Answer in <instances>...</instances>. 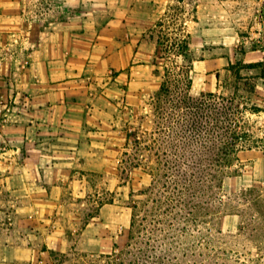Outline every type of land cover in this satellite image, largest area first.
<instances>
[{"label": "crops", "instance_id": "0c3cea01", "mask_svg": "<svg viewBox=\"0 0 264 264\" xmlns=\"http://www.w3.org/2000/svg\"><path fill=\"white\" fill-rule=\"evenodd\" d=\"M159 1L62 0L65 14L46 25L0 0V264L107 257L126 243L129 192L149 176L129 168L121 178L125 128L156 89L148 34ZM193 22L196 93L217 90L229 64L264 70V0H194ZM238 157L227 190L264 186V144ZM224 216L238 221L218 220L221 232L240 230L237 213Z\"/></svg>", "mask_w": 264, "mask_h": 264}, {"label": "trees", "instance_id": "16d2710c", "mask_svg": "<svg viewBox=\"0 0 264 264\" xmlns=\"http://www.w3.org/2000/svg\"><path fill=\"white\" fill-rule=\"evenodd\" d=\"M158 26H163V20ZM179 30L173 36L158 35L153 65L154 74L160 76L159 86L144 100L147 111L125 128L121 178L124 181L128 178L127 169L141 168L148 174L149 183L129 192L131 221L127 241L121 248L132 247L138 237L150 241L151 233L160 242L188 240L187 216L197 210H211L213 206L218 210L217 218L235 212L240 217V228L244 227L243 215L248 212L225 208V199L231 193L224 185L227 178L241 173L243 164L238 152L259 146L260 138L255 139L251 131L248 113L258 114L262 109L250 105V97L241 92L254 93V86L246 83L250 76L242 72L250 66L239 61L229 64L224 72L233 81L231 92L218 90V84L216 91L194 94L193 66L203 56H197L191 49L190 34ZM157 59L164 63L161 69ZM216 76L220 81V73ZM261 77L264 78V72ZM138 196L142 198L135 200ZM104 201L111 198L98 204ZM150 210L155 218L148 221ZM174 210L185 211L181 214L184 226L177 230L159 218L172 215ZM142 212L146 215L140 216ZM216 232L218 237L224 234L218 228ZM146 234L147 239L143 236ZM194 236L189 238L198 240ZM126 253L132 256L133 251Z\"/></svg>", "mask_w": 264, "mask_h": 264}, {"label": "rangeland", "instance_id": "374dc122", "mask_svg": "<svg viewBox=\"0 0 264 264\" xmlns=\"http://www.w3.org/2000/svg\"><path fill=\"white\" fill-rule=\"evenodd\" d=\"M16 1L24 7L25 17L23 18L32 23L38 21L47 25L50 19L61 18L65 14L62 8L59 7L62 0ZM164 4V0L159 1L158 5L160 6L156 7V13L160 15L148 34L154 41L155 48L158 35L168 34L173 36L174 32L178 33L180 31L179 28H182V33L194 34L196 28V24L193 22L194 0H167L165 11H162ZM160 20H163V26H158ZM191 42L192 44L196 43L193 36ZM195 54L202 56L198 52ZM157 64L161 69L164 63L157 59ZM242 72L250 76L246 83L254 86V93L241 92L250 97V105L254 104L262 109L258 114L248 113L251 131L254 133L255 139L260 138L258 142L260 146L264 144V81L259 77L263 75L264 70H243ZM226 74L229 73L221 72L218 90L231 92L230 84L233 81ZM199 77L194 75V88L192 90L194 94H197V88L200 84ZM159 83L160 76L155 74V88L159 86ZM145 111H147L146 102L142 103L131 121L134 119L136 121L137 116ZM225 189L231 193L230 198L225 199L227 202L225 208L248 211L243 215L244 227H241L238 231H226L223 232V236L218 237L216 232L218 220H221V225L225 228L231 223L237 224L238 217L233 216L230 218L221 215L218 219L216 217L218 210H215L213 206L211 210H197L192 215H188L186 223L185 218L181 215L185 211L174 210L171 213L172 215H162L159 218L164 219L168 226H172L176 230L184 226L185 223L189 237L195 234L194 237H198V240L192 241V238L188 237V240H182L184 242L166 243L160 242L156 239L158 236L151 233L150 241L138 237L133 241L132 247H119L115 253L107 257L96 254L86 255L73 250L66 257L56 255L57 264H129V260L132 261L131 264H264V186L252 185L243 194L238 193L233 185H231L230 191L226 187ZM134 198L138 200L142 197ZM2 205L3 202L0 201V206ZM141 214L140 216H144L146 212ZM147 216L148 221L155 218L152 210ZM143 236L146 239L149 237L147 234ZM129 250L133 251L132 256L126 253Z\"/></svg>", "mask_w": 264, "mask_h": 264}]
</instances>
